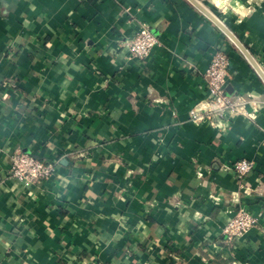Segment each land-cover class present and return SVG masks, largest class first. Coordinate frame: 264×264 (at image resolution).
<instances>
[{
  "label": "crops",
  "instance_id": "0c3cea01",
  "mask_svg": "<svg viewBox=\"0 0 264 264\" xmlns=\"http://www.w3.org/2000/svg\"><path fill=\"white\" fill-rule=\"evenodd\" d=\"M194 1L0 0V264H264V0ZM217 50L254 118H190ZM16 150L54 173L14 182ZM240 207L258 221L228 241Z\"/></svg>",
  "mask_w": 264,
  "mask_h": 264
},
{
  "label": "built area",
  "instance_id": "2783aa9c",
  "mask_svg": "<svg viewBox=\"0 0 264 264\" xmlns=\"http://www.w3.org/2000/svg\"><path fill=\"white\" fill-rule=\"evenodd\" d=\"M159 43L156 35L152 33L149 25L141 23L138 30L128 41L127 57L145 62L151 50ZM207 96L203 99L204 107H195L190 110L191 119H214L215 125L223 127L235 115H244L254 118L259 108L252 99L241 97L233 98L226 90V81L229 76V58L221 50L215 51L204 74ZM201 103V102H200ZM249 106L251 108H249ZM202 115L204 117H202ZM55 161H42L32 154L16 150L11 156V179L25 187L35 186L49 178L55 171ZM229 170L235 175L240 187L248 193L245 179L253 169L250 159L242 158L230 165ZM258 221L256 215L250 213L245 207L235 210L233 216L223 229L228 241L237 240L244 235ZM89 264H108L98 259Z\"/></svg>",
  "mask_w": 264,
  "mask_h": 264
},
{
  "label": "water",
  "instance_id": "95a60500",
  "mask_svg": "<svg viewBox=\"0 0 264 264\" xmlns=\"http://www.w3.org/2000/svg\"><path fill=\"white\" fill-rule=\"evenodd\" d=\"M193 2H195L194 0H192ZM196 3V5H199L197 2H195ZM199 7H200V5H199ZM239 46H240V48L245 52V50H244V48L240 45V44H238Z\"/></svg>",
  "mask_w": 264,
  "mask_h": 264
}]
</instances>
